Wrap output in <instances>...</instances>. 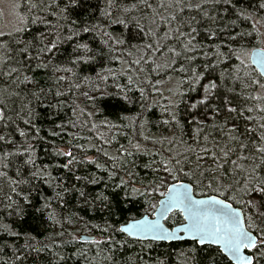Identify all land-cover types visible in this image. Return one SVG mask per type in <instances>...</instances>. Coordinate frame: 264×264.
<instances>
[{"label": "snow or ice", "instance_id": "6c2138e0", "mask_svg": "<svg viewBox=\"0 0 264 264\" xmlns=\"http://www.w3.org/2000/svg\"><path fill=\"white\" fill-rule=\"evenodd\" d=\"M251 7L248 0H199L196 3L191 0H134L126 6L121 5L120 0L114 3L110 0L108 8L113 11H105L103 15L109 23L128 29L129 39H117L111 33L97 31V35L105 37L99 51L87 42H77L70 57L62 63H71L75 67L81 63L99 62L101 68L94 79L86 76L84 80L96 91L100 90L101 84L114 87L123 94L125 102L137 103L138 100L139 111L134 117H120L130 120L135 134L126 137L128 143L119 145L114 155H109L103 147L92 145L107 158L105 164L86 158L106 173L107 183L103 191L90 199L89 194L75 184L68 187L58 185L60 190L48 197L44 209L51 207L52 199L60 200L68 192L78 193L85 205L100 203L105 209L113 205V197L127 206L137 197L159 192L161 199L158 206L144 201L149 204L151 212L145 209L139 218H125L118 228L107 225L104 229L108 233L107 238H92L91 243L116 246L118 242L113 233L126 235L141 243L190 240L192 247L188 250L186 264H264V212H252L253 208L264 209V122L256 127H244L243 131L237 123L239 120L245 124L264 121V47L256 46L264 44V33L257 23L248 25L251 31L240 27L254 16L264 13V0H257L254 11L249 10ZM14 8L24 13L17 18L19 26L7 33L0 31V79L5 85L0 87V133H3L0 134V149H11L0 150V212L16 217L13 224L21 228L20 231H13L12 226L5 224L0 225V229L16 241L22 239V233L26 238L23 244L4 243L0 246V264H10L9 260L4 259L9 249L11 264H28L29 260L32 264H65L66 257L53 249H62L80 237L63 240L65 233L59 232L37 239V236L43 235L41 230L33 228L35 235H32L25 232L23 226L26 209L33 207L31 193L39 191L32 186V181H40L51 187L54 178L47 166L37 168L36 145L29 143L30 138L35 139L33 130L36 133L40 131L33 123L37 116L33 104H43L51 90L39 88L34 78L27 75L21 79L19 73L21 68L31 71V62L38 58L35 53L51 56L58 52L62 43L72 42L78 37L80 31L89 32L101 26L94 25L92 29L78 26L69 28L68 24L75 23L71 20L65 23L58 20L53 25L50 18L56 13L49 12V9H58L61 17H65L67 10L60 9L59 3L49 4L45 0H21ZM261 19L264 20V16ZM30 24H43L48 31L39 36L33 34L31 40L21 38L27 37L26 29ZM200 35L203 36L202 40L198 39ZM131 40H136L138 44H132ZM126 44L132 49L127 52L128 59L121 61L126 67L104 66L106 58L109 64L119 59L114 53L117 47L123 48ZM104 47H107V52L103 51ZM205 47L208 51L204 52V56L212 53L211 59H205L193 67L197 53L203 52ZM161 57L163 59L158 62ZM233 59L239 63L232 64ZM225 62L229 65L227 68H224ZM13 64L17 67H10ZM49 66L50 62L37 65L39 68ZM59 71L72 72L73 68L62 67ZM169 73L178 74L179 80L174 87L166 89L168 95L164 96L161 86L165 82L159 77L168 76L171 81ZM64 79L57 76L59 81ZM228 81L241 87L242 91L235 93L233 87L227 86ZM29 85L38 90L32 91ZM75 87L79 88L80 84ZM221 88H224V93L220 92ZM257 89L261 90V94H255ZM130 92L138 94L136 100H130ZM226 94L232 95L229 97ZM62 95L59 91L55 93L56 97ZM216 95L220 99L214 102ZM153 96L160 99L154 100ZM161 100L165 101L162 105ZM51 106L49 100L45 107ZM156 107H160L162 115L168 117L161 121L163 125H172L180 130L184 127L180 119L183 108L192 117L190 124L197 125L195 135L188 141L183 139L182 131L180 136L171 137L145 135L149 123L146 114L150 115ZM209 112L212 117H209ZM252 113L258 115L253 116ZM218 117L224 118L222 124L206 122ZM19 122L29 131L21 129ZM92 127L96 128L97 125L93 124ZM107 127L118 129L129 125L108 123ZM225 128L227 136L220 141L215 140L213 133H222ZM257 128L260 131L258 137ZM16 134L23 138L20 145L13 138ZM100 139L104 144H109L116 137L105 139L101 135ZM148 143L152 148L148 147ZM157 145L160 148L153 153L152 149ZM54 151L57 156L68 158L62 166L71 171L77 162L73 152ZM138 154L149 156L145 168L153 173L162 172L164 177H171V182L156 176L147 184L140 182L139 187L134 186L132 177L135 172L128 165L135 164L129 158ZM233 156L236 158L233 159ZM27 165H31V170L25 167ZM12 167L17 170L15 178L9 176L8 169ZM72 179L91 184L105 182L103 176H79L74 173ZM24 185L29 186L27 192L22 187ZM106 192L111 194L106 195ZM246 208L249 211L247 215ZM35 211L41 209L36 208ZM173 215L177 219L169 223ZM72 219L73 216L65 218L67 223H72ZM47 221L61 223L53 214L48 215ZM57 237L61 238L60 244L56 242ZM145 246L151 248V243ZM108 251L112 252V248H108ZM44 252L51 254L41 260L40 254ZM106 259L114 261V256L109 255ZM155 264L167 262L157 259Z\"/></svg>", "mask_w": 264, "mask_h": 264}, {"label": "trees", "instance_id": "16d2710c", "mask_svg": "<svg viewBox=\"0 0 264 264\" xmlns=\"http://www.w3.org/2000/svg\"><path fill=\"white\" fill-rule=\"evenodd\" d=\"M46 3L54 4L59 3L60 9H66L65 17L60 16L58 9L50 8L49 12H55L56 14L50 18V22L55 25L58 20L65 23L66 20L74 21V24H68L69 28L78 26L88 27L92 29L94 25H100L101 27L97 30H90L89 32H79V36L75 37L72 42L62 43L58 49V52L53 53L51 56L47 54L41 55L35 53L38 57L34 59L30 68L31 71H25L21 68L19 73L22 79L24 75L34 78L36 85L39 88H43L46 91L51 90L48 96V100H45L43 104L37 106L35 103L33 107L36 109L37 116L33 123L36 128H39V133L34 130L32 132L34 136L33 139H29V143H35L36 145V166L41 168L47 166L48 171L51 172L54 178L51 182V187L49 185L41 183L40 181H32V186L38 188L39 191H33L30 198L32 199L33 207H28L26 209V219L24 220L25 232L35 235L32 231L33 228L41 230L43 235L37 236V239H43L44 235H54L55 233L64 232L63 240H72V237H79L80 234H93L96 239L105 240L108 233L104 231L107 225H115L117 228L120 223H123L125 218L136 216L139 218L147 209L151 212L149 204L144 201L148 200L150 204L156 200L159 192L151 194L147 197H137L134 202L128 203L125 206L113 197V205L105 209L103 204L94 203L85 205L83 201L79 198L78 193L68 192L62 195L60 200L52 199L51 207L44 209V204L47 202L48 197H52L54 192L59 191L58 185H63L68 187L69 184H75L77 188L83 189L89 194V198L95 196L97 193L105 189V183H107V175L103 169H97L94 164L89 163L86 158H93L97 163L105 164L107 158L104 157L103 152H97L96 148L103 147L109 155L116 154L119 145L128 143V139L134 136L135 131L131 128L130 120H122L120 117L128 116L134 117L139 111V102H125L122 99L123 94L118 92L114 87H106L101 84L99 86L100 90L96 91L89 86V83L84 80V77L90 76L94 79L95 73L101 68L99 62L92 63H81L73 67L71 63H62V61L67 60L73 49L75 43L77 42H87L90 47L99 51L101 49V41L105 38L103 36L97 35V31L111 33L112 37L117 39H129L128 29L123 28L120 25L109 23L108 18L103 15L105 11H113V9L108 8L110 0H45ZM114 3L115 0H112ZM134 0H120L121 5L126 6ZM152 2V0H149ZM191 2L196 3L199 0H191ZM252 5L249 9L250 11L255 10V5L257 0H248ZM155 6V4L153 5ZM246 6V5H245ZM21 14H24L20 9ZM37 13H33L36 15ZM194 14V13H193ZM221 10V15H223ZM47 15V14H46ZM119 15V13H117ZM264 13L261 15H256L250 21L241 24L240 27H248L249 24L256 23L257 21L263 24L264 20L261 19ZM234 18V17H233ZM115 19V17H112ZM199 19V17H197ZM175 25H173L174 27ZM239 31V28L236 29ZM28 32L27 37H21L28 40L32 39V35L36 34L39 36L41 33L47 32L48 29L43 24H30L26 29ZM7 33V32H6ZM67 34V33H66ZM161 35H163L161 33ZM198 39H203L200 35ZM144 42H147L145 40ZM132 44H138L136 40H131ZM207 44V41H205ZM256 44V41H253ZM259 46V44H256ZM104 52H107V47L103 48ZM132 51L131 48L126 44L123 48L117 47L114 55L118 56L114 63L109 64L107 58L104 61V66L122 68L126 67L121 61H126L128 59L127 52ZM179 51V49H177ZM208 48L205 47L203 52L197 53L196 63L193 67H197L205 59H211L212 53L208 54V57L204 56V52H207ZM123 52L124 55H120ZM46 57V60H45ZM99 59V58H98ZM163 57L159 58L158 62L162 60ZM42 62H50L48 68H39L38 64ZM232 64H238L239 62L233 59ZM247 63V61H246ZM229 65L227 62L224 64V68ZM10 67H17L13 64ZM73 68L72 72L59 71L60 68ZM172 77L171 80L177 82L179 80V75L175 73H169ZM57 76H63L65 79L62 81L57 80ZM160 79L164 82H169L168 76H161ZM111 81H109V84ZM80 84L79 88L75 85ZM2 79H0V87H4ZM228 87H233L235 93H240L242 88L233 84L232 81H228ZM32 91H37V87L29 85ZM59 91L63 93L62 96L56 97L55 93ZM221 93H224V88L220 89ZM87 93V95H85ZM255 94H261L259 89ZM130 100H136L138 94L128 93ZM165 96V94H163ZM231 97L232 94H226ZM154 100H159V97L153 96ZM220 96L216 95L213 97L214 102L219 101ZM51 101V107L46 108L45 105ZM165 101L161 100L160 104H164ZM249 107L251 105H248ZM201 111H205L202 109ZM91 113V115H89ZM208 114L212 115L211 112ZM236 114H233L235 116ZM248 115V113H245ZM253 116L258 115V113H252ZM149 121L146 129L145 135H150L152 137H171L173 135L180 136L181 131L183 132V139L188 141L195 135V128L197 125L190 124L192 119L191 116L187 115V112L181 108V123L184 125L183 129H176L172 125H163L161 121L167 119V116L162 115V109L156 107L149 114H146ZM187 117V119H185ZM208 124H222L224 122L223 117H218L217 119H209L206 121ZM264 121L257 120L255 123L245 124L243 120L237 121L243 131L244 127H256L257 124ZM108 123L115 124H127L129 127H121L118 129H109L107 127ZM97 125L93 128L92 125ZM59 125V127H57ZM231 124H229V127ZM19 127L25 131L26 129L22 122H19ZM7 131V130H6ZM57 133V135H53ZM3 134V133H0ZM101 135L105 139H111V136H115L116 139L109 144H104L100 139ZM251 135V133L249 134ZM260 135V131L257 128L256 136ZM213 136L215 140L220 141L222 137L227 136V128L224 129L222 133L214 132ZM127 137V138H126ZM16 139L17 145H20L23 138H20L18 134L14 137ZM77 145H82L83 147L77 148ZM95 145L96 148L92 147ZM148 147L152 148L151 143H148ZM160 148L157 145L156 148L152 149L153 153ZM54 149H60L64 151L73 152L76 157L77 162L73 164L71 171L69 169L63 168V164L67 162V157L57 156ZM8 150L11 149H0ZM246 154V153H245ZM233 159L236 157L233 156ZM27 159V157H23ZM159 159V157H156ZM129 160L135 161L134 165H128L134 172L135 176L132 177L134 186L139 187L140 182L147 184L152 181L156 176L164 178V174L153 173L150 169L145 168L144 165L149 162V156L144 154H138L136 156L130 157ZM19 162V161H17ZM230 166V165H229ZM28 170H31V165L25 166ZM16 168L12 167L8 169L9 176L16 177ZM73 173L79 176H103L105 182L99 184L86 183L85 181L76 182L72 179ZM27 173L25 172V176ZM123 175V173H121ZM128 179L127 176L124 177ZM118 182V181H117ZM27 192L28 185L22 186ZM164 189L162 188L161 191ZM106 195H110V192H106ZM36 208L41 209V211H35ZM252 212H257L254 208ZM259 212H264V209H260ZM49 214L55 215V217L61 221V223H53L47 221ZM249 214L248 209H245V215ZM73 216L72 223H67L66 217ZM17 219L14 216H8L5 212H0V225H10L13 231H20L21 226L13 224V220ZM177 217L173 216L169 220L171 223L176 220ZM182 219V218H181ZM109 231H111L109 229ZM118 244L116 246L110 244L95 245L91 241H82L80 239L72 240L71 243L66 244L63 248H55L53 251L60 252L66 257L65 264H155L156 260H164L167 264H186V257L188 256V250L192 247L191 241L183 240L176 242H149L144 241L143 243L135 241L128 238L126 235H117L113 233ZM26 238L25 233H22V239L16 241L9 237V235L0 229V246L4 243L8 244H23ZM57 244L61 243V238H56ZM151 243V248L145 245ZM112 248V252L108 251V248ZM78 253H83L79 255ZM51 253L44 252L40 254V259L43 260L44 257L49 256ZM114 256V261H109L106 259L107 256ZM139 257V260L137 259ZM5 260H9L11 264V249L4 255ZM28 264H32L29 260Z\"/></svg>", "mask_w": 264, "mask_h": 264}, {"label": "rangeland", "instance_id": "374dc122", "mask_svg": "<svg viewBox=\"0 0 264 264\" xmlns=\"http://www.w3.org/2000/svg\"><path fill=\"white\" fill-rule=\"evenodd\" d=\"M21 0H0V31L3 32H10L14 27L19 26L17 23V18L19 15H22L19 8H14V5L17 3H20ZM257 26L260 28V31L264 33V26L260 22H256ZM259 47H264V44H259ZM176 82L174 80H171L169 82H165L161 86V91L165 96L168 95L166 89L169 87H174ZM261 93V90H259ZM209 117H212V115L208 114ZM202 118V117H201ZM211 119V118H210ZM209 120V119H208ZM167 182H171V177H164ZM161 197L158 195L156 200L153 202V204H158V201ZM257 212L260 211V209L254 208ZM175 216V215H173ZM172 216V217H173Z\"/></svg>", "mask_w": 264, "mask_h": 264}, {"label": "water", "instance_id": "95a60500", "mask_svg": "<svg viewBox=\"0 0 264 264\" xmlns=\"http://www.w3.org/2000/svg\"><path fill=\"white\" fill-rule=\"evenodd\" d=\"M257 47H259V46H257ZM157 206H158V204H157ZM79 237H80V240H82V241H91L92 238L96 239L95 235H93V234H85V233L80 234ZM176 241H181V240H173V241H165V242L170 243V242H176ZM188 241H190V240H188Z\"/></svg>", "mask_w": 264, "mask_h": 264}]
</instances>
